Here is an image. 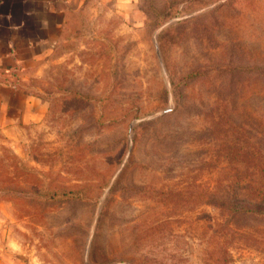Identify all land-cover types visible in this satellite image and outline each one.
<instances>
[{"label": "rangeland", "instance_id": "374dc122", "mask_svg": "<svg viewBox=\"0 0 264 264\" xmlns=\"http://www.w3.org/2000/svg\"><path fill=\"white\" fill-rule=\"evenodd\" d=\"M72 3L18 71L41 117L0 131L18 258L264 264L238 210L264 198V0Z\"/></svg>", "mask_w": 264, "mask_h": 264}, {"label": "crops", "instance_id": "0c3cea01", "mask_svg": "<svg viewBox=\"0 0 264 264\" xmlns=\"http://www.w3.org/2000/svg\"><path fill=\"white\" fill-rule=\"evenodd\" d=\"M85 0H0V131L12 135L19 124L39 120L44 106L18 85V71L41 52L51 25H60L72 2ZM136 0H113L112 6H129ZM74 8V7H73ZM0 216V264H27L13 250L11 234Z\"/></svg>", "mask_w": 264, "mask_h": 264}, {"label": "trees", "instance_id": "16d2710c", "mask_svg": "<svg viewBox=\"0 0 264 264\" xmlns=\"http://www.w3.org/2000/svg\"><path fill=\"white\" fill-rule=\"evenodd\" d=\"M252 203V204H250ZM264 207V198L262 199H255V200H251V201H248V206H243L241 209H238V210H243L244 213H250V214H262L264 215V208L261 209L262 206Z\"/></svg>", "mask_w": 264, "mask_h": 264}]
</instances>
